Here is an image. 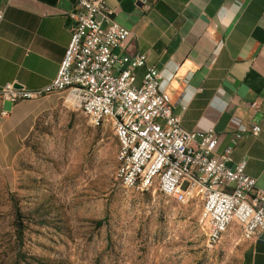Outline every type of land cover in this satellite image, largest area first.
<instances>
[{
    "label": "crops",
    "instance_id": "1",
    "mask_svg": "<svg viewBox=\"0 0 264 264\" xmlns=\"http://www.w3.org/2000/svg\"><path fill=\"white\" fill-rule=\"evenodd\" d=\"M106 3L131 31L122 53L146 55V68L162 74L161 89L181 115L184 129L214 128L222 151L242 125L249 128L233 160L247 159V175L264 191V0ZM73 4L0 0L6 10L0 28V88L15 84L36 91L57 78L71 42ZM146 68L136 70L138 84ZM40 104L41 99L16 104L0 99V110L6 112L0 122L1 166L15 164ZM253 124L261 128L257 136L251 132ZM241 264H264V232L243 240Z\"/></svg>",
    "mask_w": 264,
    "mask_h": 264
},
{
    "label": "rangeland",
    "instance_id": "2",
    "mask_svg": "<svg viewBox=\"0 0 264 264\" xmlns=\"http://www.w3.org/2000/svg\"><path fill=\"white\" fill-rule=\"evenodd\" d=\"M66 92L41 99L15 164L0 165V264H241L240 227L209 246L199 198L123 187L112 123L93 127Z\"/></svg>",
    "mask_w": 264,
    "mask_h": 264
},
{
    "label": "built area",
    "instance_id": "3",
    "mask_svg": "<svg viewBox=\"0 0 264 264\" xmlns=\"http://www.w3.org/2000/svg\"><path fill=\"white\" fill-rule=\"evenodd\" d=\"M73 3L71 42L57 78L36 91L7 84L0 88V99L16 104L69 91L93 127L112 123L118 143L116 176L123 187L142 192L157 188L181 204L199 198L198 225L211 247L233 225L240 227L243 240L264 232V191L247 175V159L233 160L249 128L242 125L222 151L214 128L184 129L161 89L162 74L146 68V55L122 53L131 31L117 21L116 11L106 0ZM5 12L0 6V28ZM140 68L146 71L138 84L135 72ZM5 116L0 110V122ZM260 131L253 124L252 134Z\"/></svg>",
    "mask_w": 264,
    "mask_h": 264
},
{
    "label": "water",
    "instance_id": "4",
    "mask_svg": "<svg viewBox=\"0 0 264 264\" xmlns=\"http://www.w3.org/2000/svg\"><path fill=\"white\" fill-rule=\"evenodd\" d=\"M16 88H20L21 86H15Z\"/></svg>",
    "mask_w": 264,
    "mask_h": 264
}]
</instances>
